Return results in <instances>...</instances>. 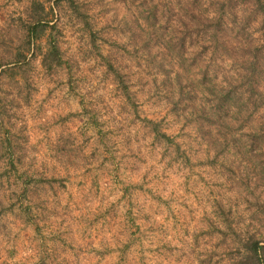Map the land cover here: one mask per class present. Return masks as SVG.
<instances>
[{
  "label": "rangeland",
  "instance_id": "obj_1",
  "mask_svg": "<svg viewBox=\"0 0 264 264\" xmlns=\"http://www.w3.org/2000/svg\"><path fill=\"white\" fill-rule=\"evenodd\" d=\"M30 1L0 0V264H236L237 239L264 243L252 4L215 47L197 18L216 0H39L54 28L33 44L51 34L62 59L48 72L23 44ZM215 85L232 91L220 117Z\"/></svg>",
  "mask_w": 264,
  "mask_h": 264
},
{
  "label": "trees",
  "instance_id": "obj_2",
  "mask_svg": "<svg viewBox=\"0 0 264 264\" xmlns=\"http://www.w3.org/2000/svg\"><path fill=\"white\" fill-rule=\"evenodd\" d=\"M52 2L51 4H57L59 0H45ZM68 5L77 13H79V10L76 7V4L73 2V0H67ZM241 3L240 5L245 4H252V13L255 17L261 16V22H259L260 30H261V40L260 42L264 45V5L261 2V0H216L215 4V11L212 12L211 16L205 15L203 18L200 16L197 18V22L199 24H202L201 26L206 30V32H209V35L211 36V42L215 45V47L219 46H226L229 44V40L227 39V36L225 34V30L227 29V23L225 22L224 17L226 14L233 15L235 14V8L236 4ZM44 5L42 1L39 0H31L27 6L24 9L25 14V38L23 41V44L25 45V49L27 51L31 50V45L35 46L34 50L37 52V54L40 56V65L43 68V70L50 72L51 70L61 66L62 59L60 57V50L56 43V40L54 37H50L51 34H49L45 40V43L43 45V50L38 44H33L34 40L39 39L42 35H44L45 31L47 29L54 28L53 23H48L49 21L45 19L46 11L44 10ZM49 12H51V7L48 8ZM221 37V40L219 39ZM226 37V38H225ZM225 38V39H224ZM257 50V48H255ZM34 51V55H35ZM18 52V51H17ZM16 57H25L24 54L21 52L16 53ZM19 59V58H16ZM108 67L111 71L115 74V76L118 78L121 92L124 94V96L130 100V96L128 93L127 86L123 83L122 79L120 78V75L118 72L113 68L112 64L107 62ZM257 71L258 72V62L254 54L250 55V60L247 62L246 65L241 66L239 69L236 70L237 75L242 78L248 76H253V73ZM256 72V73H257ZM217 87H220L219 85H215L211 87L215 89ZM210 91V92H211ZM232 92L231 90H225V93H222L221 89L218 91H212L213 96L215 97L214 101V108L211 109V115H215L220 117L219 110L223 109L222 105L226 103V100L232 98L231 96H228V92ZM220 93H222L220 95ZM220 106V107H219ZM153 125L152 130L155 135V137L158 139H162L166 142H169V137L165 135L163 132H160L157 124L155 122H152L149 120ZM262 131V134H264V121L260 123L259 126L256 128H252L249 130L246 135L248 136L250 141H256V138L258 137V132ZM262 136V135H260ZM239 242V248H238V254H237V261L236 264H264V243H262V240L259 237H256L251 234H247L246 236H243L242 238L237 239Z\"/></svg>",
  "mask_w": 264,
  "mask_h": 264
}]
</instances>
